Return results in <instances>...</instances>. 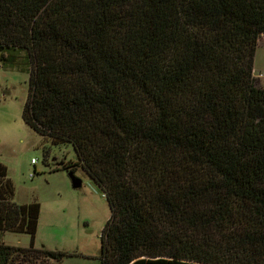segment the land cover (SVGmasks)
<instances>
[{
    "label": "trees",
    "instance_id": "16d2710c",
    "mask_svg": "<svg viewBox=\"0 0 264 264\" xmlns=\"http://www.w3.org/2000/svg\"><path fill=\"white\" fill-rule=\"evenodd\" d=\"M264 0H0V70L27 72L25 122L103 189L101 264H264ZM0 163V264L41 205Z\"/></svg>",
    "mask_w": 264,
    "mask_h": 264
},
{
    "label": "rangeland",
    "instance_id": "374dc122",
    "mask_svg": "<svg viewBox=\"0 0 264 264\" xmlns=\"http://www.w3.org/2000/svg\"><path fill=\"white\" fill-rule=\"evenodd\" d=\"M254 66L255 83L264 88V35ZM29 81L27 72L0 70V163L14 185V201L41 205L34 246L66 254L57 262L40 258L31 264H101L102 233L111 216L109 201L82 167L75 171L82 186L74 187L65 168L77 161L72 145L54 144L25 122ZM32 239L30 234L18 232H6L0 238L21 247H30Z\"/></svg>",
    "mask_w": 264,
    "mask_h": 264
},
{
    "label": "water",
    "instance_id": "95a60500",
    "mask_svg": "<svg viewBox=\"0 0 264 264\" xmlns=\"http://www.w3.org/2000/svg\"><path fill=\"white\" fill-rule=\"evenodd\" d=\"M72 179H73V184L74 187L79 188L82 186V180L79 179L78 177H76L75 175H71Z\"/></svg>",
    "mask_w": 264,
    "mask_h": 264
},
{
    "label": "built area",
    "instance_id": "2783aa9c",
    "mask_svg": "<svg viewBox=\"0 0 264 264\" xmlns=\"http://www.w3.org/2000/svg\"><path fill=\"white\" fill-rule=\"evenodd\" d=\"M33 163H34V164H36V163H37V160H36V159H34V160H33Z\"/></svg>",
    "mask_w": 264,
    "mask_h": 264
}]
</instances>
